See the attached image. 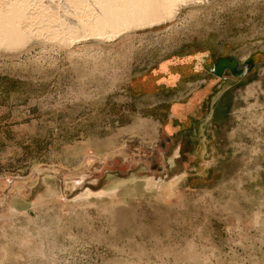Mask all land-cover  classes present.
I'll use <instances>...</instances> for the list:
<instances>
[{
	"label": "rangeland",
	"instance_id": "1",
	"mask_svg": "<svg viewBox=\"0 0 264 264\" xmlns=\"http://www.w3.org/2000/svg\"><path fill=\"white\" fill-rule=\"evenodd\" d=\"M31 42L0 50V264H264V0Z\"/></svg>",
	"mask_w": 264,
	"mask_h": 264
},
{
	"label": "bare ground",
	"instance_id": "2",
	"mask_svg": "<svg viewBox=\"0 0 264 264\" xmlns=\"http://www.w3.org/2000/svg\"><path fill=\"white\" fill-rule=\"evenodd\" d=\"M48 1L55 0H0L1 51L23 49L41 37L64 47L84 38L112 40L134 29L166 24L185 7L209 0H56L58 5L47 6Z\"/></svg>",
	"mask_w": 264,
	"mask_h": 264
},
{
	"label": "water",
	"instance_id": "3",
	"mask_svg": "<svg viewBox=\"0 0 264 264\" xmlns=\"http://www.w3.org/2000/svg\"><path fill=\"white\" fill-rule=\"evenodd\" d=\"M247 70L248 68L246 66L239 68V61L236 57H226L218 60L210 70V73L215 77L222 79L224 78L225 73L229 72L230 75L239 79L245 77Z\"/></svg>",
	"mask_w": 264,
	"mask_h": 264
},
{
	"label": "crops",
	"instance_id": "4",
	"mask_svg": "<svg viewBox=\"0 0 264 264\" xmlns=\"http://www.w3.org/2000/svg\"><path fill=\"white\" fill-rule=\"evenodd\" d=\"M237 58V57H236ZM238 59V58H237ZM172 64H171V66H168L167 67V70L168 71H170V69L172 70ZM174 68H176V67H174ZM166 70V71H167ZM196 72V71H195ZM194 73V72H193ZM217 79L219 80V78H216L215 80H213V81H210V85L207 87V88H209V87H211V83L212 82H216L217 81ZM178 81H180V80H177L175 83H177ZM221 81V80H220ZM168 84L170 85H172V84H174V82H172V83H170V82H168ZM206 90H209V89H206ZM203 99V92L202 93H196L192 98H191V100H189V103L186 105V106H183V107H186V109L185 110H187V109H190V108H192V107H194V106H199V104L201 103V100ZM174 107H180L179 105H176V106H174Z\"/></svg>",
	"mask_w": 264,
	"mask_h": 264
}]
</instances>
